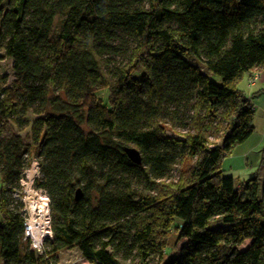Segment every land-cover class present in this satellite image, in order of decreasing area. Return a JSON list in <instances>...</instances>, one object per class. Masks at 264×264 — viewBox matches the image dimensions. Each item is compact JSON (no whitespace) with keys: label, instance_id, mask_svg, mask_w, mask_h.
<instances>
[{"label":"trees","instance_id":"obj_1","mask_svg":"<svg viewBox=\"0 0 264 264\" xmlns=\"http://www.w3.org/2000/svg\"><path fill=\"white\" fill-rule=\"evenodd\" d=\"M0 50V264H264V174L221 169L253 133L237 86L264 65V0H0ZM30 153L42 255L12 197Z\"/></svg>","mask_w":264,"mask_h":264},{"label":"crops","instance_id":"obj_2","mask_svg":"<svg viewBox=\"0 0 264 264\" xmlns=\"http://www.w3.org/2000/svg\"><path fill=\"white\" fill-rule=\"evenodd\" d=\"M251 103L253 109V133L243 143L237 145L231 154L224 158V166L221 163L223 173H228L237 183L243 182L248 178L257 176L259 186L263 180L264 157L260 156L255 161H261L262 167L258 171L250 161V157L258 156L260 147L264 141V65L263 67L252 69L245 74L237 86ZM245 145L243 150L234 153L236 148Z\"/></svg>","mask_w":264,"mask_h":264},{"label":"built area","instance_id":"obj_3","mask_svg":"<svg viewBox=\"0 0 264 264\" xmlns=\"http://www.w3.org/2000/svg\"><path fill=\"white\" fill-rule=\"evenodd\" d=\"M35 171L36 166L33 167V172L25 176L28 171L24 170L23 177L19 180L21 211L24 214L22 235L23 239L28 241L31 249L42 255L44 254L45 242L51 239V230L46 202L48 198L42 194L44 193L42 190L35 189L33 185L34 180L37 178V172Z\"/></svg>","mask_w":264,"mask_h":264},{"label":"rangeland","instance_id":"obj_4","mask_svg":"<svg viewBox=\"0 0 264 264\" xmlns=\"http://www.w3.org/2000/svg\"><path fill=\"white\" fill-rule=\"evenodd\" d=\"M145 7L147 8L148 6L145 5ZM114 60H119L118 57H116ZM190 61L192 63H196L194 60L190 59ZM111 66V64H110ZM0 77H1V80H0V84L3 85V86H9L13 80V76H12V72H11V60L4 57L3 55V52L0 50ZM210 78L214 81H218V78L217 77H214V76H210ZM104 93V92H102ZM101 101L103 104H106L107 103V100L106 98L104 97H101ZM36 117V115H34L31 111H28L26 113V116H25V120L27 122V126L19 132V134L25 139L26 142H29V127H30V123L32 122V120ZM14 130L13 127L11 129V131ZM10 130H8L7 128H5L4 130V134L9 132ZM185 129L184 127H182L181 125L177 126L176 127V131L174 133L172 132H169L168 130L166 131V134L169 135V136H173L175 138H181V133L184 132ZM216 143H220V140H217ZM245 145H243L242 147H238L235 149V151H233L234 153H232L233 155L234 154H237V152H240L241 150H243ZM260 150L259 151V155L258 156H254L253 158L250 157V161L253 163V165H255V161L258 157L260 156H263L264 157V141L262 142V145L260 147ZM29 158H31V164L30 166L26 169L28 172H26L25 176H28V174L30 172H33V167L36 166V171L37 172V178H39L41 175L38 171V166H37V163H36V159L33 158V155L32 153L29 154ZM224 162V159L222 161V163ZM223 166H224V163H223ZM262 167V164H261V161H258L257 164L255 165V170L258 171L259 168ZM224 175H229L228 173H223ZM23 176H20V179L22 178ZM19 179V180H20ZM19 188H15L14 191L12 192V197L17 200V201H20V192H21V187L18 185ZM44 195H46L45 193H42ZM40 197V196H39ZM47 208H48V199H47ZM48 211V209H47ZM169 254L171 253V250L169 251L168 249L166 250V253ZM57 264H85V262L83 261V259L80 257L78 251L76 249H68V250H63V251H60L58 254H57Z\"/></svg>","mask_w":264,"mask_h":264},{"label":"water","instance_id":"obj_5","mask_svg":"<svg viewBox=\"0 0 264 264\" xmlns=\"http://www.w3.org/2000/svg\"><path fill=\"white\" fill-rule=\"evenodd\" d=\"M123 151L125 153V155L128 157V159L135 163V164H139L140 163V155L139 152L133 148V147H123ZM81 196V191L80 189H76L75 193H74V198L78 199Z\"/></svg>","mask_w":264,"mask_h":264},{"label":"bare ground","instance_id":"obj_6","mask_svg":"<svg viewBox=\"0 0 264 264\" xmlns=\"http://www.w3.org/2000/svg\"><path fill=\"white\" fill-rule=\"evenodd\" d=\"M43 207L45 208L44 204H43ZM44 208H43V209H44ZM42 215H44V214H42Z\"/></svg>","mask_w":264,"mask_h":264}]
</instances>
